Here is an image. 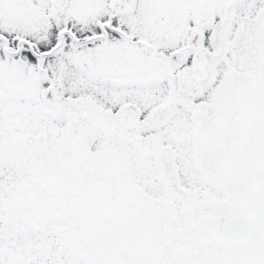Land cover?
I'll list each match as a JSON object with an SVG mask.
<instances>
[{
	"label": "snow or ice",
	"instance_id": "snow-or-ice-1",
	"mask_svg": "<svg viewBox=\"0 0 264 264\" xmlns=\"http://www.w3.org/2000/svg\"><path fill=\"white\" fill-rule=\"evenodd\" d=\"M0 264H264V0H0Z\"/></svg>",
	"mask_w": 264,
	"mask_h": 264
}]
</instances>
